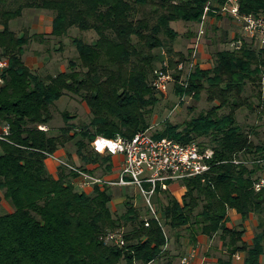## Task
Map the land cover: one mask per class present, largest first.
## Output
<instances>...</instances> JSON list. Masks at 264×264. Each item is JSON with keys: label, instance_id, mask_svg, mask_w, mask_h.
<instances>
[{"label": "trees", "instance_id": "obj_1", "mask_svg": "<svg viewBox=\"0 0 264 264\" xmlns=\"http://www.w3.org/2000/svg\"><path fill=\"white\" fill-rule=\"evenodd\" d=\"M211 1L215 4L208 15L222 19L219 7L229 0H216L217 4L215 0H0V50L10 62L6 84L0 88V123L9 128L0 140V205L5 209L0 214V264H151L169 254L171 241L181 246L189 239L196 245L200 235L221 237L229 257L220 264H234L237 253L246 254L243 264H262L264 191L256 192L254 183L264 170V144L255 145L239 125L237 112L253 109L245 97L248 84L263 98L264 47L256 51L244 43L235 51L219 52L212 69L197 66L188 86L180 83L184 71L178 66L187 63L193 51H175L178 34L172 23L200 24ZM238 5L241 14H264V0H238ZM26 10L52 12L51 37L61 44L74 28L94 31L97 39L88 43L72 38L78 56L70 61V70L44 77L26 64L24 56L32 38L45 36H20L10 26ZM158 49L165 50L169 69L176 71L180 99H198L206 92L208 101L218 105L185 124L167 121L153 136L185 144L213 136L212 145L201 144L213 148L220 163L211 173L182 182L186 188L182 202L170 190L159 188L153 197L159 219L151 209L144 217L131 199L127 212L118 217L111 208L110 186L97 185L91 194L78 190L76 171L63 164L55 176L47 160L77 140L83 165L75 160L67 164L90 175L96 176L103 167L111 173L112 157H103L92 143L96 135L133 138L152 127L161 100L153 79L168 68L160 70ZM67 94L85 101L91 122L73 132L72 116L64 112L66 128L52 135L53 107ZM223 110L229 113L220 115ZM248 156L254 158L252 167L234 163ZM231 209L243 221L260 217L252 246L243 239L244 229L227 226ZM121 231L124 246L106 241L110 233Z\"/></svg>", "mask_w": 264, "mask_h": 264}, {"label": "rangeland", "instance_id": "obj_2", "mask_svg": "<svg viewBox=\"0 0 264 264\" xmlns=\"http://www.w3.org/2000/svg\"><path fill=\"white\" fill-rule=\"evenodd\" d=\"M41 15L45 16V19H43L45 23L49 19L54 18V14L49 11L26 10L21 18L11 22V29L20 36L26 34L28 37H32L36 35V33H33V26L38 24L36 23L37 20L35 21V18H38L41 22ZM212 17L217 20L216 22L214 21L213 24H210V21H212L211 19H213ZM229 18L230 16L223 15L222 19H218L215 16H208L204 26L205 34L201 37L199 43V51H197L194 68L190 63L193 62L194 48H196L195 44L198 42L197 38L199 36V31L201 30L200 28L202 22L200 24L186 23L183 21L173 23V29L178 34L174 44L175 51L185 54H188L191 50L193 51L192 54L190 53L187 55L188 62H182L185 67L183 72V79L185 81L188 79L186 76L190 73L191 69H195L197 66L205 70L212 69L215 65L216 56L219 52L225 50L235 51L242 47L244 43H247V45L256 51L263 48V44L259 42L258 39H253L244 33L239 22L235 19V22H232ZM194 36L195 38L191 41ZM74 37L82 38L88 43H93L97 39V35L94 31L82 32L77 28H74L71 31L70 36L64 39L62 44L58 39L53 37H45L38 40L32 38V42L27 47V52L24 56L26 64L35 73L41 74L44 77L49 75L56 76L60 72H68L70 70V61L78 56L76 47L72 43V38ZM202 46L205 47V51L203 53L201 52ZM156 54L160 58V62L158 64V66H160V70L163 67H168L166 70H162L176 72L174 68L169 69V57L165 50L158 49L156 50ZM154 80L155 79H153V81ZM176 85L177 81L175 80L169 85L166 92H158L161 100L158 102L151 119L152 127L149 129V132L152 135L156 131L164 129L167 121L175 125L185 124L193 118L198 117L201 113L208 112L215 105H218L217 102L213 103L208 101L206 92H202L200 98L198 99L192 96H186L185 100L180 103L181 99L176 95ZM257 94L258 89L252 84H248L245 97H248L250 99V103H253V109L248 107L240 109L237 112V119L239 125L250 134V138L255 145H261L264 144V94L262 100L258 98ZM174 105L177 107L173 109ZM53 109L55 119L51 125V129H53L51 132L52 135H58L61 129L66 128V122L63 118L64 112H67L72 116L70 125L72 126L73 132H79L80 130L87 128L92 119L90 109L85 101L73 94H67L65 97L57 101ZM228 113L229 110H223L220 115L223 116ZM97 136L102 135H96V137ZM212 138L213 136L204 137L198 139V141L206 145H212ZM76 142L77 140L69 143L65 148H63L62 155L53 156L55 161L59 164V167L64 163H69L73 160L77 162L78 166L83 165L77 156L78 148L76 146ZM92 149L95 150L93 147ZM99 154L103 157L107 156L106 154ZM244 162L249 167H252L255 161L253 157L248 156V160H244ZM88 168L94 169L93 166H88ZM106 175H108V173L105 172V167L96 171V176L98 177L108 179L105 177ZM262 175L264 176V170L260 171L258 174L259 177ZM78 181L77 189L81 190L85 188L81 186L80 180ZM180 186H182V183H180L177 188L179 189ZM110 189L113 194V203L111 204V208L115 212L116 216H122L127 212L126 202L131 199L135 206L140 209L141 214L144 217H148L147 214L149 207L145 198L135 186H129L128 188L110 186ZM0 195H3V192L0 191ZM0 209H2L0 210V214L5 212L2 205H0ZM253 217L256 221H258L257 223L260 224V217L257 215H254ZM256 232H258V227Z\"/></svg>", "mask_w": 264, "mask_h": 264}, {"label": "built area", "instance_id": "obj_3", "mask_svg": "<svg viewBox=\"0 0 264 264\" xmlns=\"http://www.w3.org/2000/svg\"><path fill=\"white\" fill-rule=\"evenodd\" d=\"M214 5L211 1L205 9L201 30L199 31L198 42L195 44L193 53V62L190 64L195 66V58L199 51V43L201 37L205 34L204 26L208 18L210 7ZM223 16L233 17L241 24L242 30L253 39H258L264 47V14L245 15L241 14L238 0H229L226 4L219 7V12ZM241 48V47H240ZM239 48V49H240ZM10 67L9 59L0 50V88L6 84V71ZM179 70L184 71L183 63L178 66ZM186 76L189 78L191 72ZM188 80V79H187ZM187 80L182 77L180 83L188 86ZM172 71L157 72V76L153 81V86L157 92H166L169 85L174 82ZM186 96L181 97L182 103ZM179 103V104H180ZM41 130H47L46 126H40ZM9 129L4 135H0V140L8 135ZM92 147L99 153L109 155L111 157H123L120 174L116 180L105 179L95 175H90L79 170L67 163H64L69 169L76 171L80 176V184L82 187L92 186H117L129 187L135 186L145 198L146 203L151 209L154 217L159 219L153 197L158 189L164 191L170 190L173 183H182L183 181L195 177L205 176L211 173L214 167L220 162L216 159V151L211 147H203L201 142L192 141L190 143H182L174 139L157 140L149 132V130L140 132L133 138H127L117 135L114 138L105 136H97L92 143ZM236 159L234 163L240 164ZM246 164V163H245ZM256 192L264 191V176H260L254 183ZM147 226L149 224L147 223ZM108 243L119 246L125 245L124 233H110L106 238ZM243 255L237 253L234 256L235 261H243ZM192 256H185L179 264H192Z\"/></svg>", "mask_w": 264, "mask_h": 264}, {"label": "crops", "instance_id": "obj_4", "mask_svg": "<svg viewBox=\"0 0 264 264\" xmlns=\"http://www.w3.org/2000/svg\"><path fill=\"white\" fill-rule=\"evenodd\" d=\"M40 18L42 19L41 22L38 18H35V21L37 20L36 23L38 24L33 26V33H36L38 35H44L48 38L51 37L53 31V18L49 19L46 23L45 21H43V19H45L44 15H41ZM229 19L232 22H235L233 17H230ZM211 20L212 21H210V24H213L214 21L216 22L217 19L213 18ZM194 38L195 36L192 38L191 41H193ZM204 51L205 47L202 46L201 52L203 53ZM7 129L9 128L6 125L0 123V135H4ZM62 151L63 149L60 150L56 155H62ZM112 159L113 170L111 173H108V175H106L105 177L110 180H115L120 174V168L123 162V157H112ZM47 167L51 174L57 176L59 164L55 161V158L53 156L49 157V159L47 160ZM179 185L180 183H173L171 185V191L173 192V195L180 202H182L183 196L186 193V188L180 186L178 189L177 186ZM81 191L91 194L93 193L94 188L91 186H87L81 189ZM253 216L254 215H252L248 220L243 221L242 216L237 212V210L231 209L228 212L229 222L227 226L230 229H244L245 234L243 239L249 246L253 245L254 238L257 233V227L259 226V224L257 223L258 221H256ZM168 251V255L152 262L151 264H179L182 258L185 256H192V264H220L221 260L228 259L229 257L228 251L224 247V242L219 235L214 238H208L207 236L200 235L198 237L196 245L191 244L189 239H184L183 244L181 246H177L174 241H171L168 246ZM242 255L244 256L243 261L239 263L233 259L234 264H243L246 259V254L242 253ZM262 264H264V255L262 257Z\"/></svg>", "mask_w": 264, "mask_h": 264}]
</instances>
